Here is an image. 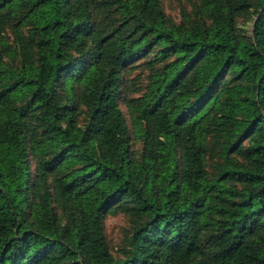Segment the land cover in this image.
Wrapping results in <instances>:
<instances>
[{
  "label": "trees",
  "instance_id": "16d2710c",
  "mask_svg": "<svg viewBox=\"0 0 264 264\" xmlns=\"http://www.w3.org/2000/svg\"><path fill=\"white\" fill-rule=\"evenodd\" d=\"M0 264H264V0H0Z\"/></svg>",
  "mask_w": 264,
  "mask_h": 264
},
{
  "label": "rangeland",
  "instance_id": "374dc122",
  "mask_svg": "<svg viewBox=\"0 0 264 264\" xmlns=\"http://www.w3.org/2000/svg\"><path fill=\"white\" fill-rule=\"evenodd\" d=\"M167 11L172 13L175 17L179 16V8L176 3L166 2ZM124 108H126L124 106ZM124 220L122 217H114L110 216L107 224H108V233L109 236L113 239L114 244H118L120 241V229L123 225Z\"/></svg>",
  "mask_w": 264,
  "mask_h": 264
}]
</instances>
